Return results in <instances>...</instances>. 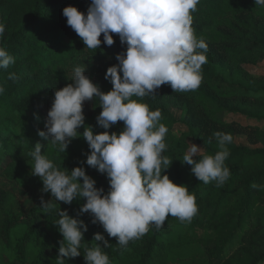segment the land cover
I'll return each instance as SVG.
<instances>
[{"label":"trees","instance_id":"1","mask_svg":"<svg viewBox=\"0 0 264 264\" xmlns=\"http://www.w3.org/2000/svg\"><path fill=\"white\" fill-rule=\"evenodd\" d=\"M90 4L91 0H0V22L6 26L0 47L15 58L14 64L0 69V86L5 89L0 94V166L9 159L5 170L8 179L32 172L30 152L40 143L61 170L82 166L97 188L105 193L110 189L106 174L86 164L90 149L82 136L73 139L62 153L28 128L43 121L38 113H29L31 107L36 102H53L55 90L73 83L74 66H85V75L101 91L112 90L113 85L96 66L103 61L110 67L117 65L116 56L126 52L127 46L113 34L112 46L102 43L99 49L88 50L63 16L68 6L87 14ZM192 15L196 37L208 45L199 88L174 92L166 84L155 96L133 99L148 104L150 110H161L159 123L169 129L164 155L171 161L164 174L195 194L198 213L191 222L169 215L159 230L150 226L141 238L121 247L102 225L92 223L90 213H80L86 199L77 197L69 205L53 199L50 192L44 193L45 201L53 199L51 207L45 210L38 202L25 217L14 207L15 196L0 188V264H57L63 240L55 224L60 209L88 226L81 256L65 258L64 264H86L85 248L95 243L97 233L111 245L104 249L111 264H264V190L253 188L254 184L264 185V131L222 119L229 112L264 121V77L254 79L243 69L264 61V7L256 6L254 0H200ZM100 39L103 42V34ZM12 73L14 80L8 78ZM99 106L94 99L92 114L85 115V124L93 127L94 134L106 131L97 124ZM171 108L184 112L189 132H173L177 121ZM123 129L121 121L108 131L119 133ZM83 131L81 127L79 132ZM218 131L233 136L225 161L230 178L220 187L215 182H200L192 174V166L183 163L190 138L205 148V155L219 151L213 136ZM240 134H246L257 147L239 146L236 137ZM28 186L42 192L43 183L34 176Z\"/></svg>","mask_w":264,"mask_h":264},{"label":"clouds","instance_id":"2","mask_svg":"<svg viewBox=\"0 0 264 264\" xmlns=\"http://www.w3.org/2000/svg\"><path fill=\"white\" fill-rule=\"evenodd\" d=\"M254 2L264 7V0ZM199 3L200 0H91L87 14L74 6L63 9L67 25L81 38L86 49L97 50L102 43L112 46L113 34L127 48L116 56L118 64L107 69L105 79L113 85L107 93L85 75V66H74L73 83L55 90L45 122L46 131H38V135L62 153L73 139L82 136L90 149L86 164L106 174L110 189L105 193L103 188H97L96 181L82 166L61 170L40 143L30 152L32 175L41 179L42 192H50L56 201L70 205L77 197L86 199L80 213H90L92 223L102 225L121 247L141 238L150 226L159 230L169 215L180 222H191L198 213L195 194L164 174L171 161L164 155L169 129L159 123L161 110H150L148 104L133 97L155 96L156 90L166 84L174 92L199 88L208 50L207 43L196 37L193 28L192 13ZM5 27L0 22V37ZM14 63L15 58L0 47V69ZM8 78L16 79L14 73ZM4 90L0 86V94ZM94 99L102 108L97 124L106 130L100 134H94L93 127L85 124L83 105ZM121 121L123 131H108ZM213 136L219 151L205 155L204 147L192 143L183 155V163L192 166L191 172L200 182H215L220 187L230 178L225 161L230 155L227 145L233 142V136L219 131ZM253 188L264 190V185L254 184ZM53 199H42L41 208L49 209ZM58 216L55 224L63 240L56 261L64 264L65 258L81 256L88 226L67 211L60 209ZM94 242L85 248L86 264H111L104 251L111 246L105 236L95 234ZM97 242H103L104 246Z\"/></svg>","mask_w":264,"mask_h":264},{"label":"rangeland","instance_id":"3","mask_svg":"<svg viewBox=\"0 0 264 264\" xmlns=\"http://www.w3.org/2000/svg\"><path fill=\"white\" fill-rule=\"evenodd\" d=\"M5 9V5L2 6V10ZM218 53H221L220 49H218ZM97 71L100 75L105 76L107 69L110 67L108 61H103L97 64ZM243 69L246 71V73L249 75V77H252L254 79H261L264 77V61H260L254 65H244ZM93 102L92 101H86L83 105L84 108V115H91L93 112ZM53 102H47V103H40L36 102L31 109L29 110V113L33 115L34 113H38L39 118H42L43 121L36 123H32L28 126V128L38 134V131H46L45 128V122L47 118V114L49 110L52 107ZM100 112L102 111V108H99ZM171 112L174 115L176 119V124L173 126V132L177 135H180L185 132H189V129L187 125L184 123V112L175 108H171ZM222 119L226 123H235L236 125H242L247 127H260L262 131H264V121H257L254 119H250L246 116H242L240 114H234V113H224L222 115ZM42 124V126H41ZM195 143L197 146L203 147L200 144L197 143V141L193 138L189 139V144ZM236 143L239 146H246L252 149H255L257 146H253L252 142L249 140V137L246 134H240L236 137ZM190 146V145H189ZM204 154H205V148H204ZM9 159L5 160V162L2 163L0 166V188L4 190V192L12 194L16 198V205L15 208L19 207L21 212L24 213V216H28L29 212L32 208L36 207L38 202L40 203L43 199L44 201L47 200L46 195H44L43 192L39 189L31 190V188L28 186V183L33 179L34 175H32V172L25 171L22 172L17 179H8L5 176V170L7 166L9 165Z\"/></svg>","mask_w":264,"mask_h":264}]
</instances>
